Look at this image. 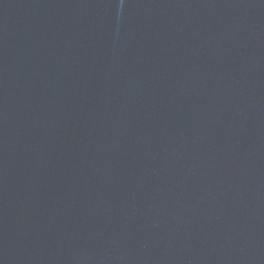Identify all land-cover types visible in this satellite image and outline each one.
I'll return each mask as SVG.
<instances>
[{"label":"water","instance_id":"water-1","mask_svg":"<svg viewBox=\"0 0 264 264\" xmlns=\"http://www.w3.org/2000/svg\"><path fill=\"white\" fill-rule=\"evenodd\" d=\"M0 264H264V0H0Z\"/></svg>","mask_w":264,"mask_h":264}]
</instances>
